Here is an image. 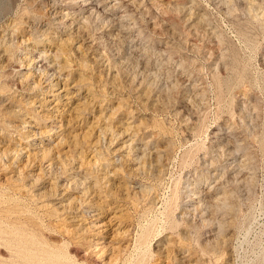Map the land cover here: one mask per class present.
<instances>
[{
    "label": "rangeland",
    "instance_id": "rangeland-1",
    "mask_svg": "<svg viewBox=\"0 0 264 264\" xmlns=\"http://www.w3.org/2000/svg\"><path fill=\"white\" fill-rule=\"evenodd\" d=\"M77 1L67 7L81 34L62 36L49 22L52 0H0L9 51L0 56V264H264V0H113L135 43L92 0ZM48 24L41 43L31 25ZM32 43L55 55L54 69L19 61ZM35 64L60 72L47 80ZM58 88L66 96L52 95ZM46 95L39 113L26 102ZM34 128L40 149L23 137ZM130 136L158 150L160 174L137 159ZM216 170L226 171L215 190L224 200L188 213L185 187L213 185Z\"/></svg>",
    "mask_w": 264,
    "mask_h": 264
},
{
    "label": "bare ground",
    "instance_id": "bare-ground-1",
    "mask_svg": "<svg viewBox=\"0 0 264 264\" xmlns=\"http://www.w3.org/2000/svg\"><path fill=\"white\" fill-rule=\"evenodd\" d=\"M70 1V0H69ZM73 1V0H72ZM79 1V3L82 5V6H84V5H86V3H83L85 0H78ZM77 1V2H78ZM88 1H90V0H88ZM115 1V0H114ZM117 1V0H116ZM92 2H93V5H92V9L93 8H95V7H101L102 9V11H104L103 13H105V14H107V16L109 17V19H112V21H114V23L116 24V25H118V30L119 31H121V27H123V29L122 30H124V31H121V33L122 32H127V34L129 35V38L131 39V41L132 42H134L135 43V41L137 40V38H138V36H134L133 34H132V31H133V26H131V25H129L128 23V25H125L126 23V21H125V11H124V13H119L118 14V11H117V3L116 2H113V0H92ZM92 2H90L91 4H92ZM52 3L53 4H51V6L52 7H50V11H48L49 12V22H50V24H52V25H54L56 28H58L60 31H61V34L60 35H62V34H67V33H72V32H74L75 33V31L74 30H77L78 29V27L75 25V23H76V21H77V16H78V14L77 13H72V12H70V10H69V8L67 7L68 6V3L69 2H67V0H52ZM118 3H120V2H118ZM49 4V3H48ZM89 4V3H88ZM124 4V3H123ZM121 5V4H120ZM49 6V5H48ZM78 6H80V5H78ZM90 6V5H89ZM119 6V5H118ZM123 6V5H122ZM87 7V6H86ZM85 7V8H86ZM76 8V7H75ZM91 8V7H90ZM72 9V8H71ZM89 9V8H88ZM123 9V8H122ZM46 10V8L44 9V11ZM91 10V9H90ZM95 10V9H94ZM97 10V9H96ZM100 10V8L98 9V11L97 12H101V11H99ZM82 11H83V13H85V10H83L82 9ZM88 11V10H87ZM92 11V10H91ZM46 12H47V10H46ZM77 12H79V11H77ZM93 12V11H92ZM96 12V11H95ZM96 12V13H97ZM123 12V11H122ZM102 13V12H101ZM86 14V13H85ZM89 15V14H88ZM87 14H86V16H88ZM91 15H93V14H91ZM125 15V16H124ZM47 16V17H48ZM85 16V20H86V18H87V20H88V17H86ZM183 18V17H182ZM189 18V17H188ZM108 19V20H109ZM86 20V21H87ZM90 20V19H89ZM88 20V21H89ZM107 20V21H108ZM45 21V20H44ZM46 21H48V20H46ZM192 21V20H191ZM31 22V21H30ZM11 23V22H10ZM106 23V22H105ZM123 23H125L124 25H123ZM29 24V23H28ZM83 24V23H82ZM81 24V25H82ZM107 24V23H106ZM110 24V23H109ZM154 24V23H153ZM108 25V24H107ZM111 25V24H110ZM115 25V26H116ZM32 26V28H31V30H32V34L37 38L38 36L39 37H41V36H45V35H47L48 34V28H49V24H48V26L47 27H43V29H41L40 28V26L39 25H31ZM76 26V27H75ZM85 26V25H84ZM30 27V26H29ZM83 26H81V28H82ZM113 27V26H112ZM135 27V26H134ZM116 28V27H115ZM27 29H28V27H27ZM55 29V28H54ZM110 29H111V26H110ZM81 30V29H80ZM80 30H77L76 32H78V31H80ZM83 30V29H82ZM117 30V31H118ZM162 30V29H161ZM172 30V29H171ZM50 31V30H49ZM67 31H69V32H67ZM117 31H115L116 33H118ZM56 32V31H55ZM140 32V31H139ZM57 33V32H56ZM74 33H72V34H74ZM78 33H80L81 34V31L80 32H78ZM52 35H53V32L51 33ZM71 34V35H72ZM125 34V33H124ZM29 35H31V34H29ZM117 35V34H116ZM141 35V34H140ZM11 36V35H10ZM63 36V35H62ZM115 36V35H114ZM124 36H126V35H124ZM1 37V36H0ZM31 37V36H30ZM88 37V36H87ZM87 37H86V39H87ZM128 37V36H127ZM142 37V36H141ZM32 38H34V37H32ZM31 38V39H32ZM53 38V37H52ZM57 38V37H56ZM60 38V37H59ZM65 38H66V35H65ZM65 38H63V39H65ZM72 38V37H71ZM74 38H75V36H74ZM85 38V37H84ZM140 38V37H139ZM1 39V38H0ZM10 39V38H9ZM29 39V38H28ZM28 39H27V41H28ZM96 39H98V38H96ZM127 39V38H126ZM130 39H128V40H130ZM141 39V38H140ZM143 39V38H142ZM3 40V39H2ZM22 40H24V39H22ZM21 40V41H22ZM35 40V39H34ZM45 40H47V37L46 38H43V37H41L40 38V42L41 43H44L43 41H45ZM50 40V39H49ZM4 41H5V39H4ZM59 41H61V40H59ZM63 41V40H62ZM66 41V40H65ZM87 41V40H86ZM93 41V40H92ZM112 41H114V40H112ZM124 41V40H123ZM12 42V41H11ZM22 42H24V41H22ZM35 42V41H34ZM64 42V41H63ZM91 42V41H90ZM174 42V41H173ZM10 42H8V44H9ZM25 43V42H24ZM27 43V42H26ZM40 43V44H41ZM95 43V42H94ZM120 43V42H119ZM138 43V42H137ZM143 43V42H142ZM3 45H4V42L2 43ZM27 44H29V43H27ZM33 44V43H32ZM54 44V43H53ZM132 44V43H131ZM144 44V43H143ZM6 45V44H5ZM9 45H11V44H9ZM43 45V44H42ZM79 44H77V46H78ZM81 45V44H80ZM79 45V46H80ZM87 45H88V43H87ZM89 45L90 46H92L91 45V43H89ZM115 45V44H114ZM1 46V45H0ZM7 46V45H6ZM5 46V47H6ZM78 46V47H79ZM90 46H88V47H90ZM129 46H130V44H129ZM139 46V45H138ZM137 46V47H138ZM8 47V46H7ZM134 47H136V45L134 46ZM133 47V48H134ZM136 47V48H137ZM141 47H142V45H141ZM2 48V47H1ZM4 48V47H3ZM2 48V49H3ZM37 43H34L33 45H30V46H27V48L24 50V52H22L21 53V55H19V61H21V62H23V61H27L28 62V64L30 63V64H33L36 60H38V59H43V60H45V63L47 62V67H54L55 65H56V61H55V55H53V57L52 56H49L50 54V50H48V51H50V52H48V54L49 55H47V52H46V54H45V48L44 49H40V51H38L37 50ZM132 48V49H133ZM145 48V47H144ZM5 49V48H4ZM22 49V48H21ZM47 49V48H46ZM78 49V48H77ZM92 49V48H91ZM90 49V50H91ZM8 50V49H7ZM10 50V49H9ZM55 50H57V49H55ZM55 50H54V53H55ZM135 50V49H134ZM138 50H139V48H138ZM144 51L146 50V49H143ZM12 51V50H11ZM101 51V50H100ZM147 51V50H146ZM6 50H0V56H2V55H4V54H6ZM9 52V51H8ZM7 52V53H8ZM38 52V53H37ZM59 52V51H58ZM127 52V51H126ZM143 52V51H142ZM53 53V52H52ZM103 53H105V52H103ZM145 53V52H144ZM143 53V54H144ZM148 53V52H147ZM81 54H83V52L81 53ZM99 54V53H98ZM132 54V53H131ZM10 55V54H9ZM96 55V54H95ZM100 55V54H99ZM135 55H136V53H135ZM146 55V54H145ZM81 55H79V57H80ZM18 57V56H17ZM100 56H98V58H99ZM125 57V56H124ZM127 57V56H126ZM138 57V56H137ZM11 58V57H10ZM57 58H58V56H57ZM81 58V57H80ZM105 58V57H104ZM97 59V58H96ZM2 60V59H1ZM43 60H41V62L43 61ZM95 60V59H94ZM17 61V60H16ZM18 61V62H19ZM95 61H98V60H95ZM104 61V60H103ZM146 61V60H145ZM6 62V61H5ZM40 62V63H41ZM102 62V61H101ZM106 63H107V61H105ZM137 62V61H136ZM142 62V61H141ZM1 63H3V62H1ZM24 63V62H23ZM59 63V62H58ZM95 63H97V62H95ZM103 63V62H102ZM4 64H6V63H4ZM27 64V65H28ZM60 64V63H59ZM99 64V63H98ZM26 65V66H27ZM36 65V64H35ZM37 65H39V64H37ZM36 65V67L39 69V72H41L40 74L42 75V76H45V78H47V80H48V78L49 79H52L53 78V76H56V73L59 71L60 72V68H57V69H55V70H50L49 68L47 69V68H45L46 66H44V69L43 68H41V66L43 65H41V66H37ZM102 65V64H101ZM100 65V66H101ZM4 66V65H3ZM2 65H1V67H3ZM30 66V65H29ZM63 66V65H62ZM107 66V65H106ZM109 66V65H108ZM126 66V65H125ZM31 67V66H30ZM30 67H29V69H30ZM103 68V67H102ZM146 68V67H145ZM32 69V68H31ZM52 69H54V68H52ZM105 69V68H104ZM106 69H108V67L106 68ZM148 69V68H147ZM34 70V69H33ZM109 70H111V69H108V71ZM38 71V70H37ZM107 71V72H108ZM58 72V73H59ZM106 72V73H107ZM109 72H111V71H109ZM113 72V71H112ZM35 73V72H34ZM43 73V74H42ZM114 73V72H113ZM29 74V73H28ZM111 74V73H110ZM116 74V73H115ZM31 75V74H30ZM32 75H33V73H32ZM31 75V76H32ZM35 75H37L36 73H35ZM58 75H60V74H58ZM106 75V74H105ZM109 75V74H108ZM28 76V75H27ZM30 76V77H31ZM42 76H38L39 78L41 77V79H42ZM110 76V75H109ZM115 76V75H114ZM125 76V75H124ZM22 77V76H21ZM60 77V76H59ZM112 77V76H111ZM27 78V77H26ZM29 78V77H28ZM184 78V77H183ZM17 79V78H16ZM44 80V79H43ZM102 80V79H101ZM59 81V80H58ZM185 81V80H184ZM41 82H42V80H41ZM45 82H46V80H45ZM55 82V81H54ZM52 82L51 81V83H50V85H47V87L49 86V88L50 87H54L53 85L57 82ZM30 83V82H29ZM37 84H38V79H37V82H36ZM120 83V82H119ZM134 83V82H133ZM196 83V82H195ZM49 84V83H48ZM187 84H188V82H187ZM33 85H35V84H33ZM33 85H32V87H33ZM192 85V84H191ZM55 86H58V85H55ZM193 86V85H192ZM31 87V86H30ZM42 87V86H41ZM63 87V86H62ZM201 87V86H200ZM48 88V89H49ZM187 88V87H186ZM193 88H194V86H193ZM59 89V88H58ZM61 89V88H60ZM59 89V91H57V92H55L54 94H52V95H55V97H57L58 99L61 97V96H66V93H64V94H61V91H63V90H60ZM63 89V88H62ZM203 89V88H202ZM34 90V89H33ZM50 90V89H49ZM47 91V90H46ZM51 93H52V91H50ZM68 92V91H67ZM43 93V92H42ZM48 93V92H47ZM6 95V94H5ZM38 95V94H37ZM42 95V94H41ZM54 97V96H53ZM54 97V98H55ZM144 98V97H143ZM26 99H27V103L30 105V106H32V110L33 111H35V112H38L39 113V111H40V107H46L51 101H52V99H50V98H48L47 97V95L46 96H36L35 98H33V99H30V98H27L26 97ZM30 99V100H29ZM65 100V99H64ZM201 100V99H200ZM8 101V100H7ZM60 101V100H59ZM6 102V101H5ZM23 102H25L24 100H23ZM58 102V101H57ZM189 102V101H188ZM52 103V102H51ZM26 105V104H25ZM10 106V105H9ZM8 106V107H9ZM34 106V107H33ZM246 106V105H245ZM38 107H39V109H38ZM28 108H29V106H28ZM31 108V107H30ZM5 109V108H4ZM46 109V108H45ZM43 110V109H42ZM6 111H8L7 110V108H6ZM22 111V110H21ZM8 112H10V111H8ZM30 112V111H29ZM38 113H35L36 115L38 114ZM35 115V116H36ZM41 115V114H40ZM29 116H31V115H29ZM33 116V115H32ZM42 116H44L43 114H42ZM36 118V117H35ZM26 119V118H25ZM37 119V118H36ZM43 119V118H42ZM46 120V119H45ZM121 120H122V118H121ZM26 121V120H25ZM27 121H31V120H27ZM37 121V120H36ZM41 121H44V120H41ZM40 121V122H41ZM34 122V121H33ZM48 121H46V123H47ZM127 122V121H126ZM43 123V122H42ZM45 123V122H44ZM123 123V122H122ZM9 124V123H8ZM20 125H22L21 123H19ZM30 124V123H29ZM33 124V123H32ZM39 124V123H38ZM49 124H51V123H49ZM11 125V124H10ZM23 125H24V123H23ZM122 125V124H121ZM120 125V126H121ZM16 126V125H15ZM25 126H26V124H25ZM39 126V125H38ZM50 126V125H49ZM53 126V125H52ZM56 126V125H55ZM54 126V127H55ZM53 127V128H54ZM113 127V126H112ZM127 128H128V126H126ZM9 128V127H8ZM7 128V129H8ZM12 128V127H11ZM22 128V127H21ZM24 128V127H23ZM26 128V127H25ZM43 128V127H42ZM41 128V129H42ZM48 128V127H47ZM119 128V127H118ZM118 128H117V130H118ZM123 128V127H122ZM12 129H14V128H12ZM46 129V128H45ZM50 129H52V128H50ZM129 129V128H128ZM27 131H25L24 133H26L25 135H24V133H23V137H29L30 136V138H29V140H28V142L30 143V144H28V145H30V146H33L34 148H39L40 147V142H42V141H40L41 139H38L39 141H37V139H36V137H35V135H36V133H40V134H42V130L39 132V130H38V132H36V130H35V128L34 129H26ZM127 129H122L121 130V133L123 134V133H125V131H126ZM222 130V129H221ZM1 131V130H0ZM13 131H15V129L13 130ZM12 131V132H13ZM22 131H23V129H22ZM223 131V130H222ZM8 132V131H7ZM47 132V131H46ZM116 132V131H115ZM221 132V131H220ZM219 131H215L214 132V138H215V142H220L221 141V139L222 138H225L226 136H224V134L222 135V136H220L219 135V133H220ZM19 133V132H18ZM45 133V132H44ZM120 133V132H119ZM120 133V134H121ZM127 133V132H126ZM126 133H125V135H126ZM228 133V132H227ZM39 134V135H40ZM48 134H50V133H48ZM55 134V133H54ZM226 134V133H225ZM52 135V134H51ZM64 135V134H63ZM118 135V134H117ZM131 135V134H130ZM227 135V134H226ZM61 136V135H60ZM129 136V135H128ZM41 137V136H40ZM120 137V136H119ZM169 137V136H168ZM42 138V137H41ZM59 138H61V137H59ZM62 138H63V136H62ZM117 138V137H116ZM28 139V138H27ZM43 139V138H42ZM52 139V138H51ZM64 139H66V136H65V138H63V140ZM128 140H130V142L128 143L127 142V145L129 144L130 146L129 147H131L134 151H135V155H136V157H137V159L139 160H141V159H146V158H149V160H150V162H152V163H154L155 164V170H156V173L157 172H159V174H160V172H161V169H159V166H161V162L163 161V158H162V161H160V154L157 152V151H155V150H153V151H151V149H148L147 148V146L146 145H144V146H139V145H137V144H135V142H136V138L135 137H133V136H130L129 138H127ZM145 139V138H144ZM212 139V138H211ZM228 139H229V137H228ZM25 140V139H24ZM222 140H224V139H222ZM232 140V139H231ZM59 141V140H58ZM61 141V140H60ZM227 142V141H226ZM229 142H230V140H229ZM43 143V142H42ZM47 143V142H46ZM231 143V142H230ZM49 144V143H48ZM107 144V143H106ZM231 144H233V143H231ZM230 144L229 143H224L223 144V146H225V149L228 151V153H229V156L230 157H234V155H233V152H232V148H230V146H229ZM47 146V145H46ZM220 146V145H219ZM232 146V145H231ZM236 146V145H235ZM25 148V147H24ZM41 148V147H40ZM39 148V149H40ZM49 149H50V147H48ZM47 148V149H48ZM15 149V148H14ZM37 149L35 150V151H37ZM43 149V148H42ZM115 149V148H114ZM164 150H166L165 148H163ZM162 149V150H163ZM222 149V148H221ZM225 149H223V150H225ZM16 150V149H15ZM51 150V149H50ZM74 150V149H73ZM160 150V149H159ZM19 151V150H18ZM20 151H22V150H20ZM43 151V150H42ZM236 151V150H235ZM16 152H17V150H16ZM39 152H41V151H39ZM38 152V153H39ZM80 152V151H79ZM161 152V151H160ZM166 152H167V150H166ZM238 152V151H237ZM37 153V154H38ZM42 153V152H41ZM165 153V152H164ZM28 154V153H27ZM34 154H35V152H34ZM79 154V153H78ZM97 154V153H96ZM161 154H163V153H161ZM235 154V153H234ZM224 155V154H223ZM78 156H81V153H80V155H77V157ZM162 156H164V155H161V157ZM236 157V156H235ZM239 157V156H238ZM244 158V157H243ZM204 159V158H203ZM227 159V158H226ZM51 160V159H50ZM165 160V159H164ZM240 160V159H239ZM72 161H73V159H72ZM72 161H71V163H72ZM87 161V160H86ZM143 161V160H142ZM154 161V162H153ZM205 161V160H204ZM231 161V160H230ZM140 162V161H139ZM149 162V161H148ZM212 162V161H211ZM235 162V159H234V161H233V163ZM240 162V161H239ZM46 163V162H45ZM227 163V162H226ZM51 164H52V162H50L49 161V163L47 164H44L47 168H49V167H51ZM57 164V163H56ZM75 164V163H74ZM143 164H146L145 163V161L143 162ZM239 164V163H238ZM78 165H80V164H78ZM77 165V166H78ZM212 165V163L209 165V166H211ZM232 165V164H231ZM235 165H237L236 164V162L234 163V166H232V167H230L229 169L230 170H233L234 169V167H236ZM43 166V165H42ZM53 166H54V164H53ZM52 166V167H53ZM56 166V165H55ZM66 166V165H65ZM70 166H71V164H70ZM205 166V165H204ZM228 166V165H227ZM230 166V165H229ZM74 167V166H73ZM80 167H81V165H80ZM162 167V166H161ZM77 168V167H76ZM226 169H227V167H225ZM239 168V167H238ZM53 169V168H52ZM72 169V168H71ZM70 169V170H71ZM209 169V168H208ZM216 169V168H215ZM214 169V170H215ZM51 170V168L49 169V171ZM67 171H68V169H66ZM207 170V169H206ZM220 170V169H219ZM228 170V169H227ZM237 170V169H236ZM73 172L75 171V169H73L72 170ZM76 171H79L78 170V168H77V170ZM210 171V170H209ZM238 171V170H237ZM240 171V170H239ZM239 171H238V173H239ZM69 172V171H68ZM80 172V171H79ZM222 172V171H221ZM221 172H217V170L216 171H214V172H212V176H213V179H214V184L213 185H209V187H204V184L203 185H201L200 184V182L198 181V180H196V181H192V182H190L186 187H185V191H184V189H183V191H184V200H183V203H184V209L188 212V213H190V212H197L199 209H200V207L205 203V202H208V203H215V205H217V203H219V202H222L223 200H224V198H225V195H227L226 193H225V190H223L222 188H221V190H219V194L218 193H216L215 192V190L218 188V184L220 183V185H221V182H220V179H222L221 177L225 174L224 172H226L225 170H224V174L223 173H221ZM43 173V172H42ZM50 173V172H49ZM107 173V172H106ZM230 173V172H229ZM16 174V173H15ZM79 174V173H78ZM80 174H84V173H80ZM162 174V173H161ZM194 174V173H193ZM227 174V173H226ZM232 174V173H231ZM69 175V174H68ZM107 175V174H106ZM235 175V174H234ZM54 176V175H53ZM71 176V175H70ZM69 176V177H70ZM105 176V175H104ZM236 176V175H235ZM37 177H39V175H36V178ZM90 177V176H89ZM226 177V176H225ZM35 178V177H34ZM59 178V177H58ZM82 178H83V176H82ZM228 178V177H227ZM73 179V178H72ZM79 179V178H78ZM77 179V180H78ZM85 178H83V180H84ZM90 179V178H89ZM92 179V178H91ZM105 179V178H104ZM103 178H102V180H104ZM187 179H189V178H187ZM237 179V178H236ZM235 179V180H236ZM36 180V179H35ZM51 180V179H50ZM58 180V179H57ZM69 180V179H68ZM79 180H81V179H79ZM95 180V179H94ZM99 180V178H97V181ZM194 180V179H193ZM210 180H211V178H210ZM225 180V179H224ZM228 180V179H227ZM230 180V179H229ZM48 181V180H47ZM61 181V180H60ZM74 181V180H73ZM106 181H107V178H106ZM191 181V180H190ZM209 181V180H208ZM43 182V181H42ZM53 182V181H52ZM58 182V181H57ZM79 182V181H78ZM83 182V181H82ZM87 182H88V180H87ZM99 182V181H98ZM109 182V181H108ZM202 182V181H201ZM206 182V181H205ZM227 182V181H226ZM72 183V182H71ZM91 184H92V182H90ZM96 183V182H95ZM94 183V184H95ZM203 183V182H202ZM61 184V183H60ZM93 184V185H94ZM97 184V183H96ZM212 184V183H211ZM98 185V184H97ZM144 185V184H143ZM206 185V184H205ZM58 186V185H57ZM64 186V185H63ZM66 186V185H65ZM95 186V185H94ZM118 186V185H117ZM88 187V186H87ZM92 187V186H91ZM97 187V186H96ZM96 187H94V188H96ZM54 188H56V187H54ZM65 188V187H64ZM103 188V187H102ZM134 188V187H133ZM214 188V189H213ZM220 188V187H219ZM218 188V189H219ZM226 188V187H225ZM61 189V188H60ZM227 189V188H226ZM57 190V189H56ZM64 190V189H63ZM62 190V191H63ZM96 190V189H95ZM223 190V191H222ZM228 190V189H227ZM84 192L83 193H85L86 191L85 190H83ZM218 191V190H217ZM229 191H232V190H230L229 189ZM228 191V193H230ZM60 192V191H59ZM95 193V192H94ZM37 194H38V192H37ZM60 194V193H59ZM64 194V193H63ZM231 194V193H230ZM85 195V194H84ZM232 195V194H231ZM23 196V195H22ZM65 196V195H64ZM83 196V195H82ZM87 196V195H86ZM61 197V196H60ZM102 197V196H101ZM86 198V197H85ZM3 199V198H2ZM228 199V198H227ZM89 200V199H88ZM11 201V200H10ZM93 201V200H92ZM93 203H95L94 201H93ZM115 203H116V201H115ZM58 204H60V202L58 203ZM66 204V203H65ZM96 204V203H95ZM61 205V204H60ZM81 205V204H80ZM83 205H86V203L84 202L83 203ZM210 205V204H209ZM233 205V204H232ZM231 205V206H232ZM79 206V205H78ZM66 207V206H65ZM81 207V206H80ZM91 207V206H90ZM211 207V206H210ZM224 207V206H223ZM227 207V206H226ZM67 208H68V206H67ZM83 208V207H82ZM218 208V207H217ZM65 209V208H64ZM76 209V208H75ZM229 209H230V207H229ZM232 209V208H231ZM230 209V210H231ZM61 210H63V209H61ZM78 211H79V209H77ZM76 210V211H77ZM92 210H94V209H92ZM215 210V209H214ZM224 210V209H223ZM29 211V210H28ZM93 212V211H92ZM215 212V211H214ZM213 212V213H214ZM219 212V211H218ZM221 212V211H220ZM227 212V211H226ZM95 213H97V212H95ZM201 213L203 214V211H201ZM207 213H208V211H207ZM211 213H212V210H211ZM212 213V214H213ZM199 214V213H198ZM73 215V214H72ZM91 215V214H90ZM93 215V214H92ZM183 215V214H182ZM186 215V214H185ZM203 215H205V214H203ZM210 215V214H209ZM226 215V214H225ZM188 216V215H187ZM186 216V217H187ZM206 216V215H205ZM215 216V215H214ZM78 217V216H77ZM182 217H184V216H182ZM206 217H208V216H206ZM211 217H213V216H211ZM217 217V216H216ZM222 217V216H221ZM224 217V216H223ZM227 217V216H226ZM193 218V217H192ZM201 218V217H200ZM204 218V217H203ZM218 218V217H217ZM202 219V218H201ZM183 220V219H182ZM193 220V219H192ZM203 220V219H202ZM206 220H208V219H206ZM213 220V219H212ZM215 220H216V218H215ZM225 220L226 219H224V222H225ZM205 221V220H204ZM209 221H211L210 220V218H209ZM214 221V220H213ZM218 221V220H217ZM223 221V220H222ZM203 222V221H202ZM216 222V221H215ZM219 222V221H218ZM224 222H223V224H224ZM221 223V222H220ZM219 223V224H220ZM217 224V223H216ZM218 224V225H219ZM222 224V223H221ZM222 224V225H223ZM37 225V224H36ZM213 225H214V222H213ZM3 226V225H2ZM212 226V225H211ZM217 226V225H216ZM220 226V225H219ZM21 227V226H20ZM221 227H223V226H221ZM224 228H226V226L224 227ZM229 228V227H228ZM215 229V228H214ZM220 230L221 228H217V230ZM216 230V229H215ZM225 229H223L222 231H224ZM188 231V230H187ZM221 231V232H222ZM228 231V230H227ZM13 232V231H12ZM23 232V231H22ZM216 232V231H215ZM220 232V233H221ZM208 233H210V232H208ZM217 233V232H216ZM219 233V232H218ZM219 233V234H220ZM223 233V232H222ZM7 234V233H6ZM39 234V233H38ZM212 234V233H211ZM215 234V233H214ZM226 234V233H225ZM218 235V234H217ZM213 236H216V235H213ZM219 236V235H218ZM224 236V233H223V235H222V237ZM45 237V236H44ZM19 238V237H18ZM29 238H31V236L29 237ZM209 238V237H208ZM215 238V237H214ZM1 239V238H0ZM17 239V238H16ZM19 239H21V238H19ZM210 239V238H209ZM18 240V239H17ZM16 240V241H17ZM32 240V239H31ZM23 241V240H22ZM38 241V240H37ZM194 241V240H193ZM9 242V241H8ZM25 242V241H24ZM28 242V241H27ZM30 242V241H29ZM23 243V242H22ZM36 243V242H35ZM41 243V242H40ZM222 243H224V242H222ZM1 244V243H0ZM25 244V243H24ZM27 244V243H26ZM32 244V243H31ZM34 244V243H33ZM42 244V243H41ZM15 245V244H14ZM16 245H18V244H16ZM21 245H23V244H21ZM30 245V244H29ZM38 245H39V243H38ZM44 244H42V245H40L41 247L43 246ZM47 245V244H46ZM229 245H230V243H229ZM6 246V245H5ZM45 246V245H44ZM43 246V247H44ZM22 247V246H21ZM28 247V246H27ZM30 247V246H29ZM39 247V246H38ZM46 247V246H45ZM19 248H20V246H19ZM18 248V249H19ZM34 248V247H33ZM50 248V247H49ZM166 248V247H165ZM29 249V248H28ZM31 249V248H30ZM37 249V248H36ZM42 249H44L45 250V248H42ZM51 249H54V248H52L51 247ZM56 249V248H55ZM139 249V248H138ZM16 250V249H15ZM48 250V249H47ZM17 251V250H16ZM18 251H20V250H18ZM27 251V250H26ZM31 251H32V249H31ZM31 251H29V253L28 252H26V253H28V254H30V252ZM33 251H35V250H33ZM37 251V250H36ZM40 251V250H39ZM57 251V250H56ZM61 251V250H60ZM50 252V251H49ZM52 252H54L53 250H52ZM58 252V251H57ZM19 253V252H18ZM38 253V252H37ZM62 253H64V252H62ZM45 254V253H44ZM53 253H51V255H52ZM40 255H43V254H40ZM39 255V256H40ZM47 255H50L49 253H47ZM53 255H59L58 253L57 254H53ZM189 255V254H188ZM23 256H26V257H28L27 255H24L23 254ZM31 255H29V257H30ZM33 256V255H32ZM61 256H63V255H61ZM61 256H60V258H61ZM66 256V255H65ZM69 256V255H68ZM68 256H66V257H68ZM22 257V256H21ZM40 257H42V256H40ZM50 257V256H49ZM56 257V256H55ZM64 257V256H63ZM20 258V257H19ZM46 258V257H45ZM48 258V257H47ZM59 258V259H60ZM69 258V257H68ZM40 260H41V258H39ZM62 259V258H61ZM47 260V259H46ZM70 260V259H69ZM20 261H22V260H20ZM35 262V261H34ZM83 262V261H82ZM24 264V263H23ZM28 264V263H27ZM32 264H34V263H32ZM40 264H59V262L57 261V259H54L53 257H51L48 261H45V262H42V260H41V263ZM190 264H192V263H190Z\"/></svg>",
    "mask_w": 264,
    "mask_h": 264
}]
</instances>
